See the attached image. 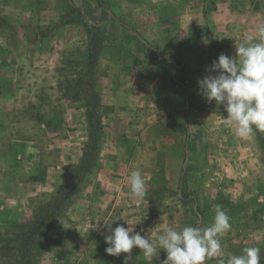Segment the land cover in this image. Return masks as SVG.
Masks as SVG:
<instances>
[{
    "label": "crops",
    "instance_id": "0c3cea01",
    "mask_svg": "<svg viewBox=\"0 0 264 264\" xmlns=\"http://www.w3.org/2000/svg\"><path fill=\"white\" fill-rule=\"evenodd\" d=\"M77 1L73 0L90 12L96 10L97 0ZM119 4L115 8L110 3L113 17H109L126 30L122 34L124 44L108 32L98 38L91 25L87 34L79 22L62 24L46 36L37 37L25 32L30 29V23L12 21L11 30L0 29V37L8 39L4 43L0 41V216L24 220L33 216L35 199L53 187L74 180L77 183L71 202L58 214L61 223L57 222L53 230L57 245L49 248L46 264L124 263L125 257H120L123 253L111 256L105 252L108 245L104 237L109 232L102 220L115 221L113 228L127 227L125 220L135 216L127 213L126 201L133 198L137 207L145 199L130 194L128 171L135 166L134 153H154L158 174L152 180L142 174L146 185L166 183L161 172L169 171L172 166L175 169L178 160L177 138L169 135L170 131L164 134V130H159V134L149 135L151 140L157 138L156 143L140 140V136L149 133L148 127H136L140 117L139 123L145 119L147 103L143 97L148 94L145 85L149 81L160 84L168 70L173 74L176 63L170 53L179 56L181 72L186 73L206 72L210 59L216 60L221 53L235 55V44L249 39V35L243 34L242 18L247 21L257 13L259 0H215L213 10L207 14L202 10L194 12L191 19L179 11L178 0H119ZM179 20L186 23L185 29L179 30ZM200 23L207 26V31L200 36L191 33V28ZM132 32L145 39L153 52L145 46L141 48V41ZM178 40L182 43L176 52L173 45ZM91 58L92 88L104 115L96 138L99 143L95 162L84 169L78 180L77 169L94 133L84 97L66 96L60 79L69 60H79L82 64ZM154 58L159 60L155 68L158 73L150 68ZM79 69L78 66L74 69V77ZM139 71L149 73V77L140 75ZM38 104L42 107L38 108ZM30 105L40 113H31ZM160 118L162 126L166 117ZM118 123H122V128ZM24 135L30 138L26 140ZM43 135L47 137L46 143L41 138ZM233 137L235 143L227 144L224 151L228 156L224 161L237 169L239 179L243 180L238 183L249 184L254 191L253 207L247 212L254 241L238 252L234 249L233 254L240 255L245 247H259L264 264V155L252 134L247 138L235 134ZM125 138L137 141L123 143ZM168 138V143L164 142ZM222 248L227 253L226 247ZM206 263L216 264L217 259L211 258Z\"/></svg>",
    "mask_w": 264,
    "mask_h": 264
},
{
    "label": "rangeland",
    "instance_id": "374dc122",
    "mask_svg": "<svg viewBox=\"0 0 264 264\" xmlns=\"http://www.w3.org/2000/svg\"><path fill=\"white\" fill-rule=\"evenodd\" d=\"M178 2L179 11L187 14L189 19L193 18L194 12L197 13L202 10L203 14H207L215 7V0H178ZM110 3L114 4L115 8L119 7L117 5H121L119 0H97L95 3L96 10L90 12L89 9L78 4L84 8L86 15L82 14L80 20L75 19V21H72V17L67 14V0H0V29L8 32L11 30L12 21L30 23V29L26 27L25 32L29 35L34 34L37 37L38 35L46 36L62 24L79 22L87 30V34L91 25L96 29L98 38H102L108 32L109 36H114V40L117 39L121 44H124L125 40L122 34L126 30L111 21L112 18L109 16L113 17V15L109 11ZM98 15H101V21H96ZM242 21L245 23L242 29L243 34L246 33L249 38L256 40V28L259 25H264V0H259L255 15H252L247 21L242 18ZM145 25L153 26L152 23H146ZM177 25L179 30L186 27V23L180 20ZM35 26L36 28L33 31ZM206 31L207 26H203V23L195 25L190 30L191 33L195 32L198 36ZM1 40L2 43L8 41L7 38L0 37ZM181 43L182 40H178L173 45L176 52L181 47ZM141 48H144V45L141 44ZM70 49L72 48L70 47ZM164 52L165 49L161 51V54H164ZM92 58L82 64L79 60H69L63 66L64 73H61V86H65L67 80L74 77V69L77 66L84 71L88 66H92ZM158 62L159 60L154 58L153 64L150 66L157 73L159 71L155 68ZM212 62L213 60L210 59V64ZM139 74L149 77V73L145 71H139ZM207 74L195 70L189 73L178 71L176 82L172 79L171 71L168 70L164 75L165 80L163 79L160 84L157 85L149 81L145 85L148 89L147 96L143 97L147 103L145 104V119L143 123H139L142 118L140 117L136 127H148L149 133H146L144 137L140 136V140L143 139L142 141L147 144L156 143L157 138L154 137L151 140L149 135L159 134V130H164V134L170 131L168 134L172 135L174 139L177 138L178 160L175 169L172 166L171 169H168L169 171L165 169L161 172L166 183L163 182L159 185L147 184L144 201L138 203L136 207L135 200L129 197V200L126 201V211L128 214L135 216L130 221L128 219L133 224L137 223L134 226L135 230H143L141 231L142 235H149L154 239L156 232L168 226L177 229L184 226H200L202 228L210 226L215 215V206L220 205L229 215L231 223L230 231L220 238L221 244L222 247H226L227 253L233 254L234 249L238 252V249L242 246H248L254 241L249 222L250 216L247 213L253 207L252 197L254 191L249 184L246 186L238 183L243 180L239 179L237 169L235 170L232 165L224 161V158L228 156L224 151L227 144L232 145L235 143L234 130L226 125L227 112L224 108L217 106L214 101L208 103L199 93L197 81ZM149 80H152V76ZM84 99L89 105L87 116L92 127V133H94L93 140L99 143L96 138L99 128L102 126L101 116L104 115V110H101L99 104L90 94L89 98L84 97ZM38 106V108L42 107L39 104ZM34 107V105L29 106L31 113L38 112ZM173 114H176V117ZM159 115L166 117L164 119L165 124H162V126L159 125L161 122L159 121ZM169 115H172V118ZM185 122L187 123L188 132L184 130ZM118 124L117 126L122 128V123ZM251 134L254 137V143L264 155L261 148L264 143V129L254 127ZM258 135L260 138H258ZM24 138L28 140L30 136L24 135ZM41 138L46 143L47 137L43 135ZM126 141L132 144L137 139H123V143ZM168 141L169 138L164 139V142L168 143ZM95 151L93 145L91 148H87L86 155L87 153L89 155L86 157V161H82L77 169L76 177L78 180L83 176L84 169H87L90 165L87 164L89 156L95 157ZM133 157L135 166L129 168V174L131 171L139 169L142 174L145 173V176L151 180L158 174L154 168L153 152L140 151L134 153ZM183 172L184 181L180 186L182 194L185 197L189 195L196 197L198 214L193 210L194 203L183 204L179 200V185ZM75 181L71 184L53 187L47 194L44 193V195L35 199L33 201V216L31 215L28 218L24 216V220H15L13 216L9 215L0 216V264L47 263L45 262V255L51 246L57 245L56 236H53L55 231L53 230L56 228L57 222L61 223V217L58 214L71 202V199L66 202L65 198L77 187ZM132 204L135 205L133 208L131 207ZM129 210H132V212H128ZM63 254L61 253V256ZM127 255L129 254L123 253L120 257L124 259ZM130 255L127 264H162V261L166 259L164 250H161L159 259L153 258L152 261L145 258L138 248H134Z\"/></svg>",
    "mask_w": 264,
    "mask_h": 264
},
{
    "label": "clouds",
    "instance_id": "9594fccd",
    "mask_svg": "<svg viewBox=\"0 0 264 264\" xmlns=\"http://www.w3.org/2000/svg\"><path fill=\"white\" fill-rule=\"evenodd\" d=\"M256 40L251 38L235 44V55L221 53L206 67L208 73L198 79V89L208 102L213 101L227 112L226 125L232 127L240 138L251 135L254 127L264 129V25L256 28ZM207 43V42H206ZM213 73H215L213 75ZM130 194L136 199L146 195V181L141 170L130 173ZM109 232L104 237L105 252L111 256H125L127 264L134 248H138L144 257L152 261L159 259L161 250L166 252L162 264H206L211 258L217 264H261V249L245 247L240 255L225 253L221 237L230 231V217L220 205L215 206V215L210 226H184L177 229L168 226L156 232L153 239L135 230V225H117L102 220Z\"/></svg>",
    "mask_w": 264,
    "mask_h": 264
},
{
    "label": "trees",
    "instance_id": "16d2710c",
    "mask_svg": "<svg viewBox=\"0 0 264 264\" xmlns=\"http://www.w3.org/2000/svg\"><path fill=\"white\" fill-rule=\"evenodd\" d=\"M77 11H78V13H77ZM67 14L72 17V21H75V19L77 21L80 20L82 18V14L86 15L84 8L79 6V5H76L73 2V0H67ZM100 19H101V15H98L97 20H100ZM66 22H70V21H66ZM132 36L134 38L139 39L141 41V43L145 46L147 51L153 52L152 50H150L148 42L145 39H143L139 34L132 32ZM168 53H170V52L168 51ZM170 54L176 63V65L173 68L174 72L172 74V79L177 82L176 73L178 71H181V67H182L181 63L182 62L176 53L173 52ZM162 55H164V54H162ZM91 75H92L91 74V66H88L85 71L82 68H80L77 71L76 77H73V78L67 80V83L64 86L65 95L68 96L69 98H72V99H78L81 97V94H83L82 97H85V98H89V94H90V96L92 98H94V100L98 104V95L93 92L92 83H91ZM184 130L186 132H188L186 122L184 123ZM258 138H260L259 135H258ZM92 145H93V148L96 150L98 143L96 141L92 140V142H90L87 146H88V148H91ZM261 148L264 152V143L261 145ZM88 155H89V153H87V155H85V157L83 158V161L86 159V157ZM95 158L96 157L89 156L87 164H93L95 162ZM83 165H85V164H83ZM183 181H184V172L182 173L181 179H180L179 200L183 204H188L191 202L194 203L193 210L198 214V203H197L196 197L194 195H189L188 197H185L182 194V188H180V186H182ZM73 193H74V190L66 196V198H65L66 202H68L72 198Z\"/></svg>",
    "mask_w": 264,
    "mask_h": 264
}]
</instances>
